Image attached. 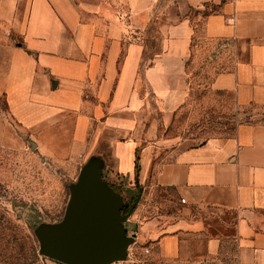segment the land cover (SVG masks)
<instances>
[{"label":"crops","instance_id":"obj_1","mask_svg":"<svg viewBox=\"0 0 264 264\" xmlns=\"http://www.w3.org/2000/svg\"><path fill=\"white\" fill-rule=\"evenodd\" d=\"M21 1L0 0L18 38L0 30V146L27 138L96 192L136 181L119 259L147 246L153 263L264 264V119L179 148L148 118L189 67L237 106H264V0ZM150 24L158 48L141 69Z\"/></svg>","mask_w":264,"mask_h":264},{"label":"rangeland","instance_id":"obj_2","mask_svg":"<svg viewBox=\"0 0 264 264\" xmlns=\"http://www.w3.org/2000/svg\"><path fill=\"white\" fill-rule=\"evenodd\" d=\"M18 10H24V0ZM0 30L14 41L18 39L5 21H0ZM157 37L150 24L141 38V69L156 52ZM184 79V88L177 89L170 102L150 104L148 118L161 146L182 148L231 136L237 123L264 119V106H237L230 93L213 90L200 70L186 68ZM18 137L19 144L0 146V264L43 262L41 237L62 221L78 170L73 161L46 159L36 146L30 147L33 141ZM124 189L118 193L122 207ZM119 225L109 212L106 228L119 231Z\"/></svg>","mask_w":264,"mask_h":264},{"label":"water","instance_id":"obj_3","mask_svg":"<svg viewBox=\"0 0 264 264\" xmlns=\"http://www.w3.org/2000/svg\"><path fill=\"white\" fill-rule=\"evenodd\" d=\"M30 147L35 144L31 142ZM72 188L62 221L41 237L44 255L61 264H106L119 259L125 241L118 238L116 230L106 228L105 221L109 212L117 222L124 219L121 197L109 191L96 192L90 185L73 184Z\"/></svg>","mask_w":264,"mask_h":264},{"label":"built area","instance_id":"obj_4","mask_svg":"<svg viewBox=\"0 0 264 264\" xmlns=\"http://www.w3.org/2000/svg\"><path fill=\"white\" fill-rule=\"evenodd\" d=\"M182 201V199H181ZM150 253L149 247L142 246L140 248L139 256L138 257H126L123 259H115L107 262L106 264H160V263H153L148 261L145 257ZM33 264H44L43 262L33 263Z\"/></svg>","mask_w":264,"mask_h":264},{"label":"trees","instance_id":"obj_5","mask_svg":"<svg viewBox=\"0 0 264 264\" xmlns=\"http://www.w3.org/2000/svg\"><path fill=\"white\" fill-rule=\"evenodd\" d=\"M137 168H138V166L135 163L134 169L136 171H137ZM108 184H109L110 188H112L113 191L118 192V193L121 192L120 184H115V183H111V182H108ZM123 193L125 194L126 201H125V205L121 208V210L123 213H126L129 209V207L131 206L132 202H134L136 195L138 193V185H137L136 181L134 182L133 189L127 187L124 189ZM56 263L61 264L58 262H56Z\"/></svg>","mask_w":264,"mask_h":264}]
</instances>
